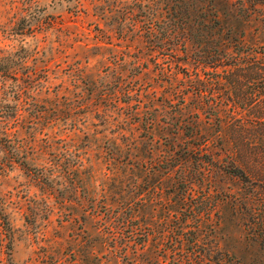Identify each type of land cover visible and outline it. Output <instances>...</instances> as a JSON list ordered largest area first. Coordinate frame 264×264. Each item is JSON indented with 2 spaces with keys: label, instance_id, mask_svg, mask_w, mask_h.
I'll return each instance as SVG.
<instances>
[{
  "label": "rangeland",
  "instance_id": "374dc122",
  "mask_svg": "<svg viewBox=\"0 0 264 264\" xmlns=\"http://www.w3.org/2000/svg\"><path fill=\"white\" fill-rule=\"evenodd\" d=\"M176 1L0 0V264H264V189L222 171L243 139L264 182V94L170 32L264 47V0Z\"/></svg>",
  "mask_w": 264,
  "mask_h": 264
},
{
  "label": "trees",
  "instance_id": "16d2710c",
  "mask_svg": "<svg viewBox=\"0 0 264 264\" xmlns=\"http://www.w3.org/2000/svg\"><path fill=\"white\" fill-rule=\"evenodd\" d=\"M176 2L177 7L181 8L182 0ZM237 2L241 3L242 0ZM215 3V5L211 6L213 10L221 6L219 0H215ZM202 10L204 8H201L200 12ZM175 17H177V24L181 25L180 29L174 28L170 30V32H173V38L177 30L186 35L192 42L193 47L196 48V51L192 53V58L195 62L213 69H222L223 77L215 80V87L217 89H221L223 86L226 87L229 92L233 93L235 99L232 101L235 105L247 107L250 111L258 114L263 108L264 47L261 45L258 47H246L243 42L233 38L232 32L224 35L220 26L215 27V24H197L196 26L193 24H182L181 18ZM229 50L231 54L227 52ZM235 132L240 134L242 128L239 126ZM239 137L236 136L237 139ZM242 140L235 144V152L241 162L238 164L232 162L230 168L222 171L243 182L254 181V184H258V187L263 190L264 182L260 179L262 177L261 173L253 171V175L251 174L252 176H250L248 170L251 168L246 169L244 164V156L249 158L259 156L258 148L254 144ZM206 141L203 138L201 145L205 146ZM9 235L10 226L5 213V202L0 194V245Z\"/></svg>",
  "mask_w": 264,
  "mask_h": 264
}]
</instances>
